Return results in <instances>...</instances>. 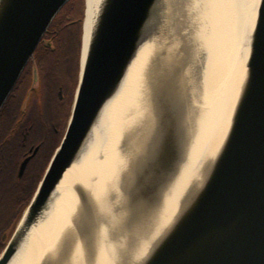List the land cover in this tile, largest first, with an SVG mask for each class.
<instances>
[{
	"label": "water",
	"instance_id": "95a60500",
	"mask_svg": "<svg viewBox=\"0 0 264 264\" xmlns=\"http://www.w3.org/2000/svg\"><path fill=\"white\" fill-rule=\"evenodd\" d=\"M68 1L0 0V110ZM169 1L103 0L84 56L82 34L78 82L64 134L0 253V264H8L30 228L44 217L56 187L89 141L139 47L148 45L144 67L152 70L164 58H178L193 67L189 51L180 56L174 44L151 42L146 34L164 17L161 10ZM247 39L228 123L202 175L182 194L142 255L118 264H264V0L257 2ZM186 128L171 113L162 116L158 143L131 175L125 225H137L155 211L165 217L163 189L177 172ZM83 231L81 227L78 232L81 242ZM136 241L129 237L128 245L134 248Z\"/></svg>",
	"mask_w": 264,
	"mask_h": 264
},
{
	"label": "bare ground",
	"instance_id": "6f19581e",
	"mask_svg": "<svg viewBox=\"0 0 264 264\" xmlns=\"http://www.w3.org/2000/svg\"><path fill=\"white\" fill-rule=\"evenodd\" d=\"M102 2L85 0L83 56ZM257 2L203 0L206 26L197 34L199 56L191 59L193 67L178 58H164L152 70L144 67L148 45L139 47L89 141L56 187L44 217L30 228L8 264H118L142 255L182 194L202 175L224 135ZM165 112L187 126L177 172L163 189L165 217L155 211L127 226L131 175L158 143ZM129 237L137 240L136 247L128 245Z\"/></svg>",
	"mask_w": 264,
	"mask_h": 264
},
{
	"label": "flooded vegetation",
	"instance_id": "af4514ba",
	"mask_svg": "<svg viewBox=\"0 0 264 264\" xmlns=\"http://www.w3.org/2000/svg\"><path fill=\"white\" fill-rule=\"evenodd\" d=\"M55 36L45 32L0 110V144L16 154L17 180L37 178L34 191L62 139L78 82L74 51L68 55Z\"/></svg>",
	"mask_w": 264,
	"mask_h": 264
},
{
	"label": "trees",
	"instance_id": "16d2710c",
	"mask_svg": "<svg viewBox=\"0 0 264 264\" xmlns=\"http://www.w3.org/2000/svg\"><path fill=\"white\" fill-rule=\"evenodd\" d=\"M77 4V6H76ZM79 7V11H77ZM83 0H69L58 12L50 24L48 31L56 34V42H64L68 55L74 51L76 71L79 67L82 24L84 18ZM75 46H74V45ZM71 45L73 47H71ZM11 145L7 148L0 144V253L11 236L23 210L34 194L35 180L27 182L17 180L15 167L16 154H11ZM10 147V151L7 152Z\"/></svg>",
	"mask_w": 264,
	"mask_h": 264
},
{
	"label": "rangeland",
	"instance_id": "374dc122",
	"mask_svg": "<svg viewBox=\"0 0 264 264\" xmlns=\"http://www.w3.org/2000/svg\"><path fill=\"white\" fill-rule=\"evenodd\" d=\"M83 2L85 10V0ZM202 6L203 0H170L161 10L164 17L159 18L146 33L151 38L150 41L157 40L165 46L174 44L173 47L176 48L174 52H178L180 56L185 55L187 50L190 59L193 56L197 58L199 56L196 53L199 45L197 34L206 26L205 20L201 18Z\"/></svg>",
	"mask_w": 264,
	"mask_h": 264
},
{
	"label": "snow or ice",
	"instance_id": "6c2138e0",
	"mask_svg": "<svg viewBox=\"0 0 264 264\" xmlns=\"http://www.w3.org/2000/svg\"><path fill=\"white\" fill-rule=\"evenodd\" d=\"M2 259H4V258H0V260H2Z\"/></svg>",
	"mask_w": 264,
	"mask_h": 264
}]
</instances>
